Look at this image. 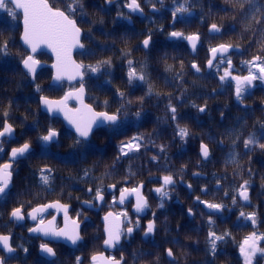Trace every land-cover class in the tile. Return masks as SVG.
Instances as JSON below:
<instances>
[{
	"label": "flooded vegetation",
	"instance_id": "obj_1",
	"mask_svg": "<svg viewBox=\"0 0 264 264\" xmlns=\"http://www.w3.org/2000/svg\"><path fill=\"white\" fill-rule=\"evenodd\" d=\"M48 2L51 6L66 11L67 0H48ZM128 2L129 0H82L83 11H77L75 15L70 16L83 30L82 44L84 49L74 53V59L82 66L86 65L79 58V55L83 54V57L85 55V58H88L90 53L86 51L85 32L81 22L87 24L89 21H98L96 56L99 61H111L110 66L106 65L100 70L102 81L97 85L98 97L104 104L118 103L117 91L122 86L112 82L115 81V76L127 74L130 71L129 60L133 62L132 66H134L137 56L151 53L158 44L163 45L169 39H177L169 35L173 32L169 33V25L175 28L177 23L186 24L197 15L206 13L207 8L211 5L207 0H188L189 12L183 15L178 14L174 23L172 11L176 5L173 4V0H163L162 4L159 0H139L143 9L142 13L139 11L130 12L125 7ZM183 2L184 0H178V3ZM10 5L13 7L12 4ZM13 9L18 12L14 7ZM18 13L20 14L21 25L19 43L26 51V54L19 61L23 72L21 71L19 74V69L14 67L17 65V54L9 52L3 64L8 60L11 64L10 69L17 71L18 79L16 84L10 85L9 92L5 91L13 96V100L9 102L0 100V128L6 120L15 130L10 139L0 138L3 139L4 149L3 152H0V165L6 163L12 165V178L7 195L0 196V234L10 235V243L15 249L12 253L0 249V256L5 257V264H76L77 257L81 258V264H108L110 260L119 261L121 257H123L122 264H244V259L239 251L240 244L253 231L264 234V196H259L260 193L257 192V188L248 184L249 200L243 201L238 195L240 184L236 195L239 202L236 201L233 204V198L223 200L224 198L217 195V191L222 187L221 183L209 185L210 183L182 181V186L186 188L196 208L195 211L192 210L191 214L189 209H186L187 216L181 208L179 225L170 227L168 214L164 212L166 198L163 200V207H160V195L149 196L145 183H130V178L119 180L114 173L122 167L126 168L123 163L124 160H121V156H126L121 153L122 143L127 144L128 141L137 136L133 134L131 137L129 135L117 137V132L124 126L121 117L118 125L113 127L101 126L93 132L87 142L76 144V133L67 127L64 119L60 116H53L42 109V96L51 100L62 99L66 93L78 90L80 81L52 82L54 70L49 65L54 64V57L46 51L32 54L30 49L23 44L21 39L23 34L22 14ZM209 25L208 33H210L212 24ZM180 32H183L182 29ZM193 34H199L201 37L205 32L197 29ZM149 35H151V40L149 46L145 48L143 40ZM178 39L186 42L193 57L192 69H194L192 64L195 63L200 68V72L197 73L213 77L223 75L227 67L226 64L220 65L219 70L215 66L208 67V60L211 58L210 49L201 53L197 52L200 40L196 44L195 53H193L187 39ZM216 46L218 45L213 47ZM234 52L228 53L232 61L230 71L233 76H247L250 69L259 75L257 68L246 63L252 61L247 57L238 63L241 66L238 68L234 61ZM27 55H33L40 64H45L34 76L28 73L23 66L22 59ZM43 55H47L50 59L44 58ZM197 58L198 61H195ZM213 63L215 65L217 61ZM49 71L50 75L47 80L45 73H49ZM83 72L85 75L83 80L85 101L99 112L114 113L97 109L89 101L87 74L84 67ZM22 73L26 75L30 83H20ZM111 75L114 77L111 78ZM227 81H232L231 87L235 90V81L230 78L224 82L220 81L223 83L220 84V90L226 88ZM37 86L41 89L40 91L36 90ZM260 90H264V81L257 79L243 94L245 101L241 102V106L247 118L252 117L256 112L252 108L255 103H253V97L255 91ZM67 104L71 109L78 107L75 96L70 98ZM206 110L200 113L204 114ZM5 112L8 114L7 117L4 115ZM262 125L264 124L262 123ZM50 128L54 129L58 136L54 141L45 143L39 137L46 135ZM95 133H98L96 143L93 141ZM25 142L30 143V151L13 161L10 155L11 149L20 147ZM201 144L199 145L200 154ZM91 147H93L92 151H89L88 149ZM134 150L135 148L131 151L127 148L124 149L127 154L133 153ZM94 152L97 154L98 161L96 164H91L90 167H96V171L85 175V172L90 169L87 168V164L89 166L90 156H93ZM201 158L204 162L209 160L210 148L208 159L204 160L202 155ZM104 160H107L109 164L106 165ZM42 169L45 170V175H50V182L47 186L41 183ZM48 169H51L50 173L47 171ZM195 172L200 173V175L192 173L193 177L198 179H207L208 177L203 172ZM141 184L144 185L142 193L148 202L147 208L141 212L136 211V195L134 193L127 195L124 203H120L122 189L139 187ZM112 185L115 187H110ZM97 188L102 190L103 201L95 199ZM89 189L92 191L89 192ZM202 189H207V191H202ZM196 197H200L201 201L222 204L224 207L219 211H209L204 204L197 201ZM225 197L228 199V195ZM57 201L61 205L67 206V216H65L63 208L59 210L50 208L43 213L44 224L47 225L48 221H53L52 227L59 230L66 225L71 228L72 221L76 220L79 223V232L82 237L76 245H72L70 241L63 238L45 237L42 233L29 231L39 222L38 220L33 221L28 216L32 208ZM177 202L183 204V199L182 201L177 200ZM21 206H23L24 219L17 221L10 214L14 208ZM241 211L245 213V217L249 213H254L255 225L251 220L241 217ZM78 213L79 215H77ZM108 213H112L113 216L109 217V221L106 222L104 218ZM122 213H127V216L122 215ZM114 217H119L121 229L125 231V234L121 236L118 244L109 247L104 244V240L107 238L105 225L112 222ZM210 218L214 221L211 226L208 223ZM128 221H131V224ZM137 221L139 222L138 228L135 227ZM149 222H153L155 228L153 233L146 236L145 232ZM129 226L135 229L131 235L126 234V228ZM210 229L218 235L225 232L229 233L223 241L217 242L215 254L211 252L207 241ZM41 243H47L49 247L55 250L56 255L53 257L41 252ZM260 247H264V241L260 242ZM169 248L174 253L173 257L167 255ZM24 249H27V252ZM93 256L97 257L96 261L92 260ZM253 264H264V257L257 253L253 259Z\"/></svg>",
	"mask_w": 264,
	"mask_h": 264
},
{
	"label": "trees",
	"instance_id": "obj_2",
	"mask_svg": "<svg viewBox=\"0 0 264 264\" xmlns=\"http://www.w3.org/2000/svg\"><path fill=\"white\" fill-rule=\"evenodd\" d=\"M207 2L211 5L206 13L197 15L186 24L177 23L175 28L169 25V33L180 32L181 29L184 34H193L197 29L204 31L205 34L200 37L198 53L209 51L220 43L241 47V52L233 53L238 68H241L238 63L245 57L253 60L254 57L260 56L261 61H264V33L261 31L264 24L253 22L250 28H246L238 5H234L230 0ZM8 7L13 8L10 4ZM2 11L0 10V42L7 40L8 51L17 54V65L14 67L19 69L21 74L19 61L26 51L19 43L20 14L14 10L17 13L14 18L9 16L6 10ZM213 23L221 27L220 33H208V26ZM81 26L85 32L86 51H89L90 55L85 58V55L83 57V54H80L79 58L86 66L96 65L99 61L96 56L98 21H89L87 24L81 22ZM43 56L50 59L47 55ZM5 57L0 54V100L9 102L13 100V96L6 92H9L11 84L17 83L18 75L16 70L10 69L8 60L3 64ZM198 58L195 61H198ZM192 61L193 57L185 41L177 38L169 39L163 45L158 44L151 53L137 56L135 65L132 66L137 73L145 74L146 82L133 80L130 84L128 73L115 76L112 83L122 87L117 91L118 103L113 105L104 104L98 97L97 85L102 81L100 71L92 73L86 70L88 98L97 109L115 113L117 108L124 105L120 115L124 126L117 132V137H131L133 134L143 137L138 150L121 156L126 168L122 167L114 172L117 179L130 178V183H145L149 196L156 197L159 194L155 189L163 184V176H173L175 183L167 186L169 196L164 202V212L168 214L170 227L179 225L181 208L186 216V209L195 211L196 208L186 188L182 186V181L210 183L209 185L221 183L222 187L217 191V195L224 198L223 200L235 197L237 202L238 186L248 181L249 185L257 188L259 196H264V149L258 146H251L250 150L245 149L243 143L253 133L256 134L258 143H264L261 136L264 132L261 126L264 124V90L255 91V103L252 108L256 112L247 118L241 102L236 99L235 90L231 87L232 81H227L226 88L220 90V84L223 83L219 77L197 73L191 68ZM49 75L50 71L45 73L47 80ZM113 77L111 75V78ZM22 82L30 83L23 73L20 83ZM149 86L152 88L151 95L147 94ZM120 93H124L123 98ZM140 98H143L142 102ZM170 103L177 109L175 121L171 119L168 110ZM193 104L206 106V112L201 114ZM137 111L140 112L139 118L135 115ZM177 124L189 129V135L184 139L177 135ZM93 141H98V133L94 134ZM200 143H205L210 148V158L206 162L201 158ZM160 145L165 146L163 152L160 151ZM92 148L88 150L92 151ZM96 155L94 152V155L90 156L89 166L86 163L87 168H90L87 173L96 171V167H90L91 164L97 163ZM230 155L234 156V160H229ZM153 156L157 159L153 160ZM104 163L109 164L107 160H104ZM195 171L207 174V179L193 177L192 173ZM225 195H228V199ZM182 199L183 204L177 202Z\"/></svg>",
	"mask_w": 264,
	"mask_h": 264
},
{
	"label": "snow or ice",
	"instance_id": "obj_3",
	"mask_svg": "<svg viewBox=\"0 0 264 264\" xmlns=\"http://www.w3.org/2000/svg\"><path fill=\"white\" fill-rule=\"evenodd\" d=\"M162 4L163 0H159ZM234 5L239 6V10L242 16L245 19V27L250 28L252 23L256 24H264V0H230ZM12 4L15 9H20L23 11V25L24 31L21 39L23 40L25 45H28L31 48L33 53L36 52L37 48L41 44H45L48 47L52 48L57 55V63L53 65L56 69V75L54 80L62 81L65 77L69 80H74L77 77L80 78V88L75 92H68L65 94L64 98L60 101H52L47 97H41V103L46 107L49 113L63 112L65 115V119L74 127L76 133V144H81L83 142H87L89 137L93 134L94 128H99L101 126L113 127L119 124L121 111L124 108V105H121L120 108H117L115 113L109 114L107 111L103 112H95L91 107L84 106L83 111L81 109H76L74 112L72 110L67 109V101L75 96L77 99H80L84 93L83 86V76L84 72L81 71L82 67H84L87 71L92 73L99 72L106 65L110 66V60H101L96 63V65H88L82 66L75 64L70 60L68 53L71 48L79 47L83 48L84 45L80 42L81 29L76 26L75 20L71 19L70 16L75 15L77 11H83L82 0H67L65 4V10H61L60 8H55L51 6L48 0H0V9H5L9 16H15L17 13L13 8H9L8 5ZM173 4L176 5L172 11L173 21L175 23L178 14L183 15L184 13L189 12L188 0H184L183 3H178V0H173ZM130 12H143L139 0H129L127 4H125ZM120 15H123L120 13ZM262 33H264V29H261ZM221 27L217 24L213 23L210 27V33H220ZM171 37L175 38H184L187 39L193 49L196 48L197 42L200 40L199 34H192L185 36L183 32L173 31L169 34ZM151 40V35L148 38L143 40V46L147 48L149 46ZM234 46L232 44H219L216 47H211L210 52L212 53V57L208 60V67H216L219 70L220 65L226 64L227 67L224 70L223 75L219 77L221 82L228 80L229 78L235 81V96L239 102H243V94L248 91V89L252 86L254 80L264 81V61H261L260 56H256L252 61H248L246 63L250 64L252 67L257 68L259 70V75L253 73L251 69L249 70V74L247 76H233L230 69L232 68V61L230 56H228L229 51ZM0 54L9 55L8 51V41L4 40L0 42ZM214 61L217 63L214 65ZM257 61H261L257 63ZM22 63L24 68L28 73L35 74L36 66L39 64V61L34 58L33 55H27L22 59ZM132 61L129 60L128 64L130 67V71L128 72V81L131 84L133 80H139L141 82H146V76L143 72L137 73L135 68L132 67ZM192 67L196 70V72H200V68L193 63ZM37 91L41 89L37 86ZM152 88L149 86L148 95H151ZM120 96L123 98L124 93H120ZM141 102L143 98H140ZM82 102V101H81ZM107 103V102H105ZM131 103V101H129ZM193 107H198V111L204 112L206 110V106H197L193 104ZM168 110L171 114V119L176 120L177 109L171 103L168 105ZM5 117H7V112H5ZM135 115L139 118L140 112L137 111ZM264 128V125H262ZM14 128L10 123H3L2 128H0V138H11L14 134ZM177 135L180 136L181 139H184L189 135V129L184 126L181 127L177 124ZM58 136V133L54 129H48L46 135H42L39 139L45 143H49L55 140ZM262 138H264V132L261 133ZM143 139L141 136H135L127 144L121 145V153L127 155V152L124 151L127 148L129 151L134 148L138 150L140 148V141ZM222 143V141H221ZM235 143V141L233 142ZM245 149L251 148V146H258L261 149H264V143H258V138L255 133L251 134L247 139L243 141ZM160 151L163 152L165 150L164 145H160ZM31 145L29 142L23 143L20 147H14L11 149V159L14 161L18 157L24 156L26 153L30 151ZM3 139H0V152H3ZM201 155L204 158H208L209 149L205 144H201ZM153 160L157 159V157L153 156ZM229 160H234V156H229ZM227 162V161H226ZM11 163H6L0 165V196L7 195V190L11 184L12 171H11ZM44 169L41 170V183L45 186L49 185L50 175L44 174ZM49 173L51 169L47 170ZM85 175H88L87 171ZM163 184L161 187L155 189V191L160 195L161 204L160 207H163L164 198L169 196V192L166 190L167 186L173 185L175 183L172 175H164L163 176ZM248 181H244L243 184L240 185L238 195L239 198L243 201L249 200L248 194ZM110 187H115L114 185ZM142 187H134L131 189L124 188L120 193V203H124L127 195L135 194L136 195V204L135 209L137 212L143 211L148 207L147 200L141 195L140 188ZM191 187V185H189ZM92 189H89L91 192ZM202 191H207V189H202ZM95 199L99 201L104 200V196L102 194V190L97 188ZM197 201L204 204L208 209L219 211L224 205L219 203H211L208 201H201L200 197H196ZM236 203V198H233V204ZM23 206L14 208L11 212V217L15 220H23L24 214L22 211ZM50 208L56 209H64L65 216H67V206L61 205L59 201L55 203H50L47 205H40L38 207L32 208L31 212L28 213V216L33 221H39L35 227L29 229L32 233H42L45 237H54V238H63L66 241H70L72 245H76L78 241L82 239L79 232V223L76 220L72 221V227L69 228L67 225L64 228L59 230H55L52 225L53 221H48V224H44L43 213L46 212ZM189 213H192V209H189ZM79 215V213L77 214ZM122 215L127 216V213H122ZM112 213H108V215L104 218L105 221H109V217H112ZM241 217H245V213L243 211L240 212ZM252 221L253 225H255V214L249 213L246 217ZM54 219V218H53ZM131 224V221H128ZM209 225H213L214 221L211 218L208 221ZM136 228L139 227V222L137 221ZM155 225L153 222H149L147 225V229L145 235L147 236L150 233H153ZM134 227L129 226L126 228V234L131 235L134 231ZM105 233L107 238L104 240V244L106 246L112 247L115 244H118L121 236L125 234V231L121 229V222L119 217H114L113 221L110 223H106L105 225ZM229 233L225 232L224 234H217L214 230H209L207 241L210 247V250L213 254H215L217 249V242L223 241ZM11 236L0 234V249L7 253H12L15 249L12 247ZM264 241V234H258L253 231L249 236H247L243 242L240 244V255L244 259V264H253V259L256 257L257 253H259L262 257H264V247H260V242ZM40 250L43 253H46L48 256H55L56 252L52 247H49L47 243H41ZM27 252V249H24ZM167 255L169 257H173L174 253L172 249H167ZM97 257L93 256L92 260L96 261ZM123 257L119 261L114 259L110 260L108 264H122ZM0 264H5V257L0 256ZM76 264H81V258H76Z\"/></svg>",
	"mask_w": 264,
	"mask_h": 264
},
{
	"label": "water",
	"instance_id": "obj_4",
	"mask_svg": "<svg viewBox=\"0 0 264 264\" xmlns=\"http://www.w3.org/2000/svg\"><path fill=\"white\" fill-rule=\"evenodd\" d=\"M14 7V6H13ZM18 12H20L21 14H22V21H21V24H22V26H23V31H24V25H23V11L22 10H20V9H16ZM76 22V21H75ZM76 26L77 27H79L78 26V24H77V22H76ZM80 28V27H79ZM81 29V28H80ZM82 36H83V30L81 29V36H80V42L82 43ZM188 41V40H187ZM22 42H23V40H22ZM23 44H24V42H23ZM25 45V44H24ZM188 45H189V47H190V50L193 52V53H195V49H193L192 48V46H191V43L188 41ZM26 47H28L29 49H30V51H31V48L28 46V45H25ZM84 49V47L83 48H79V47H73V48H71V50H70V52L68 53V56L70 57V60L72 61V62H74L75 64H78V65H80L75 59H74V53L75 52H77V51H81V50H83ZM241 49L240 48H238V47H233L230 51H229V53L231 52V51H240ZM40 51H46V52H48V53H50L53 57H54V60H55V62H54V64H56L57 63V55H56V52H54L53 50H52V48H50V47H48L47 45H45V44H41L38 48H37V50H36V52L35 53H37V52H40ZM31 53L32 54H35V53H33L32 51H31ZM211 57H212V53H211ZM54 64H52V65H49L51 68H53V70H54V76H53V79H52V82L53 83H60L61 81H56V80H54V77H55V75H56V69L53 67V65ZM42 66H45V64H38L37 66H36V72L42 67ZM81 71H83V67H82V69H81ZM35 72V73H36ZM35 75V74H34ZM32 76H33V74H32ZM84 78H85V75L83 76V80H84ZM63 80H67V81H69V82H76V81H80V78L79 77H77L76 79H74V80H69V79H67V77H65ZM62 80V81H63ZM77 91V90H76ZM76 91H74L73 93H75ZM63 99V98H62ZM62 99H59V100H52V101H60V100H62ZM49 100H51V99H49ZM76 100L78 101V107L76 108V109H81L82 111H83V109H84V106H88V107H91L92 109H93V111H95V112H99V111H97L91 104H89V103H87L86 101H85V93H83V96L80 98V99H77L76 98ZM82 101V102H81ZM42 109L44 110V111H46V112H48L47 111V109H46V107L42 104ZM67 109H69V110H72L73 112L76 110V109H71V108H69V106H68V104H67ZM49 113V112H48ZM203 113V112H202ZM49 114H51V115H53V116H60V117H62L63 119H64V121H65V123H66V125H67V127L68 128H70L71 130H73L74 132H75V129H74V127L68 122V120L67 119H65V115H64V113L63 112H56V113H49ZM110 114V113H109ZM97 128H94V130H93V132L96 130ZM91 138V136L89 137V139ZM201 147V146H200ZM209 149V148H208ZM203 157V156H202ZM209 157V156H208ZM203 159L204 160H207L208 158H204L203 157ZM194 175H199V173H194ZM142 185V187L140 188V191H141V195L143 196V193H142V191H143V187H144V185L143 184H141ZM141 185H139V186H141ZM145 198V197H144ZM206 207V206H205ZM207 208V207H206ZM208 209V208H207ZM209 211H211L212 209H208Z\"/></svg>",
	"mask_w": 264,
	"mask_h": 264
},
{
	"label": "rangeland",
	"instance_id": "obj_5",
	"mask_svg": "<svg viewBox=\"0 0 264 264\" xmlns=\"http://www.w3.org/2000/svg\"><path fill=\"white\" fill-rule=\"evenodd\" d=\"M1 10L5 11V9H1ZM3 11H2V12H3Z\"/></svg>",
	"mask_w": 264,
	"mask_h": 264
}]
</instances>
